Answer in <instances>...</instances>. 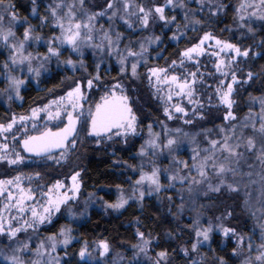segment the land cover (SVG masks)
<instances>
[{"label":"rangeland","instance_id":"374dc122","mask_svg":"<svg viewBox=\"0 0 264 264\" xmlns=\"http://www.w3.org/2000/svg\"><path fill=\"white\" fill-rule=\"evenodd\" d=\"M126 2L131 5L127 10H125L124 7ZM176 2L177 0H175V3ZM204 2L210 4L209 0H204ZM33 3L39 5L36 6L37 9H39V13L32 11L31 6H27L28 2L20 1L18 5L21 4V6L28 8L32 15L23 17L17 10L18 8L16 9L14 7L16 13L15 21L11 20L10 15L4 14V9L0 11V14H4L5 27L7 28L10 26L14 33V36L9 37L7 42L0 40L4 50L7 51L8 60L7 64L3 65L0 70V98H5L8 101L7 106L14 107L18 106L16 104L22 103V91L33 86L32 83H34L37 78H42L43 74L50 77L53 72L52 70L57 72L58 80L65 79L64 85L61 86L63 91L57 95H52L55 92L43 94L44 87L41 85V96L39 98L41 105L37 107L38 109H42L44 106L46 111L50 110V108L52 109L53 106L61 103V97H65V102L68 100L67 93L74 90L77 86L80 87L81 97H87L84 102L85 104H83V109L86 114L94 113L96 105L100 104L103 97L112 99L113 93H115L116 97L126 96L128 98V104L132 109V114L136 117L135 132H129L126 136H117L113 134L114 131L107 137H96L91 135L88 138L83 134V142L81 141L80 143L82 144L80 146L78 145V149L81 150L77 155L76 167L78 168H84L85 162L91 155V151L98 154L106 151V149L104 150V148H106L104 144H106V146H111L109 150L113 153L117 151V149L124 150L125 152L128 151L130 149L129 144L134 146L136 154L130 152V156H126L129 158L127 164L130 165L132 161L137 159L138 163H140L138 167V178L133 183L132 187L135 193H129L119 188H116L117 191H106V194L114 192L115 195L111 203L103 202L104 205L117 203L121 194H123L129 202L130 198L139 196L141 191L144 192V196L157 192L147 181L142 184H137L142 174H151L152 171L157 169L159 170L161 189L178 187L177 189L179 191L180 188L185 187L188 189L187 186L189 187L193 184H199L200 186L205 184L207 187L211 185V188H221L227 181L236 186L238 185L236 182H240L242 177L241 171L248 179V174L250 177L253 175L254 177L251 178L253 181L249 180L250 190L248 192L249 199L247 210L253 217L254 237L258 240L257 244L259 245L254 246V249L251 251L254 256L249 259L246 258L241 260L240 264H264V259H257V257L264 256V159H262V156H264V135L259 131L261 124L264 123V119H262L264 113L261 111V100H264V90H261L262 92L260 94H253L247 98L248 113L238 122L232 123L229 126L223 125V127H221L220 125H215L211 126V128L206 131L204 122L207 121L206 114H209V111L202 114V117L192 115L191 117H187L188 119L182 120L181 117L183 116H177L175 119L176 116L174 115V109L172 107L171 109L173 111L166 113L168 115L167 117L163 116L164 113L160 114V110L151 107L150 109L154 112L153 115L157 114L158 119H153L152 113L148 112L149 114L147 113V116H150L152 119L148 120L146 119V115L142 114L144 112L142 110L143 108H141V100L143 99L142 104L144 102V104L152 105L149 99L153 97L151 87L154 88L156 77L152 76L151 79H149L151 75L150 69L161 68L166 64L168 65L172 53H175V57L178 52L175 49V51L172 50V53L169 54V50L166 49V47L171 46H166L164 44L166 41L164 37H159V41L157 42H151L154 41L156 37H146L145 35L131 36L128 35V33L125 34L122 32L123 27L132 31L146 28L141 23L142 13L139 12L137 6L139 3L135 0H83L82 6L80 0H33ZM109 3L113 5L112 8L108 7ZM181 3L185 5H183V7H181V5L177 6ZM200 3L201 0H180L174 6L180 9L181 13L189 17V20L185 23V27L188 29L191 28V30L195 32L194 36H197L196 38L199 39L198 42L204 36L202 33L200 37L196 35L198 28L203 27L204 24L202 19L196 17V14L199 12L196 11V8ZM5 4L12 3L7 1ZM245 4L253 6L242 8L241 5ZM70 7L75 17L73 22L82 24V36L86 31L83 25L90 24L92 26V40L81 45L79 50H73L67 43L62 44L59 39L62 35V29L59 23L62 22L65 27H67ZM233 9L234 18L236 19L235 22L237 21L235 23L236 27L241 26L245 21H261L262 19L259 17L261 14H264V7L260 6V0H241ZM53 10H55V15H53ZM218 12L220 11H217V13ZM252 13H256V15H252ZM108 14L112 17L109 22H106L105 17H107ZM132 14L135 15L133 19H131ZM240 15H243L245 18L242 22L239 20ZM89 16H94V19L89 21ZM57 17L61 18L60 22L57 21ZM196 20H199L200 23L196 24ZM156 22L158 25V21ZM245 25L247 24L245 23ZM177 27L178 25H175L173 22L171 30H177ZM25 31H28L27 41L24 39ZM240 33L243 32L240 31ZM186 34L188 33L182 30L178 33L174 32L170 41L174 45H179L182 35ZM106 35L111 38V45L104 39ZM173 37L177 38L174 39ZM214 41L215 40H210L211 43ZM21 42L24 43L23 55H30L31 59L30 61L26 60L22 64L13 63L12 57L19 56V53L12 48V45L15 44L18 46ZM96 45H99V47H96ZM141 45L147 49L145 52L135 57L128 55L129 50L140 53ZM49 48L54 49L59 55H52L49 52ZM181 48L182 47H179L178 49ZM228 54L230 55V52ZM256 54L257 53L253 54L254 63L252 65H263V62H256L255 58L259 57ZM125 57L124 65H122L120 61ZM68 60H71L72 63H67ZM213 61L211 58L206 60L204 64L206 65L205 70L208 71V75L207 77L204 76L205 81L198 79V83L196 84H198L200 91H203L204 97L205 93L210 95L211 100L208 101L217 103V93L215 96L214 91L218 86L223 84V82L225 85L231 72L229 71L228 76L222 75V72L228 69L225 67L220 71L214 69L213 65H215V63H213ZM230 61V59L226 60V64ZM133 64H136L135 76L132 75ZM29 65L32 69L39 71L38 76L35 72L29 71ZM233 65L232 63L231 68L238 71V67L236 68ZM170 66L172 67L173 65ZM200 66L201 64L195 67V71H197ZM122 67L124 68L123 71H121ZM189 67L191 70L193 69V65H189ZM172 71V75H183V72L177 69L176 66L172 67ZM215 71L217 73H215ZM210 73H215V76L210 75ZM243 73L244 71L238 72L240 76H243ZM260 73L262 72L260 71ZM52 75L55 76L54 74ZM252 77L254 78L256 75ZM13 78L24 82L19 88V96H17L16 89L11 84ZM190 78L191 76L187 75L185 80H190ZM89 80L92 81L91 87L88 86ZM257 82H259L258 79ZM196 84H194V86ZM51 96H54V98L51 99ZM41 99H43V101ZM200 100L203 101L204 99ZM37 101L34 102L33 105H37ZM53 101H57L58 103H52ZM203 102L204 103H200L201 108L205 105V100ZM33 105L28 107L29 111L33 110ZM220 106L224 108L223 104H220ZM52 110L54 111V109ZM145 111H147V109H145ZM169 116H171V118H169ZM229 116L230 115L226 114L225 118ZM224 121L226 122V119H224ZM55 127L57 128L58 124H56ZM149 127L151 128V133ZM49 128L52 129V126H49ZM200 135L203 136L201 137L203 139L202 141H200ZM109 136L112 138L108 139ZM225 137L229 138V145L232 146L239 155H229L228 152L219 150L220 146L224 143ZM169 139L176 141L170 148L167 146V141ZM249 139L254 143V147L251 149L247 147V141ZM150 140H154L159 147L153 148L149 146L148 141ZM212 141L218 142L215 149L212 147ZM236 145H239V147L237 148ZM142 148L145 154L141 153ZM184 149H186V156L184 158L177 157V151ZM175 150H177L176 153ZM210 154H214L217 164L224 163L234 171L226 172L223 175H217L216 171L211 167V162H209V166L205 169L207 176L206 178H201L193 165L198 164L205 156ZM249 154H251L250 158L248 157ZM193 157H195V160ZM180 161H183L184 164L180 163ZM185 164H187V167H185ZM250 170H252V172H250ZM171 176H176L177 179L170 180L169 177ZM180 177H186V179L181 182L179 179ZM192 178L199 182L194 183ZM242 178L241 181L246 180L244 177ZM85 189L86 188H83V191L79 193L75 206L70 207L68 205L63 207L60 213L47 219L45 223L41 225V228L31 227L26 230H21L17 232L14 237L11 236L10 230L4 229L3 232H0V261L4 264H12V257H16L21 264H63V259L70 260L72 257L71 255L67 256V254H64L63 257H58L56 256V252L58 249L63 247L65 249L68 244L75 242V228L84 221L92 208L97 207V205L101 207V204H97L98 201L96 202L99 194L96 196L91 190ZM192 225V228H196L193 235L195 237V244L197 245L196 249L200 246L208 245L210 239L215 236V234L221 233L220 227L217 225L196 226L197 223H193ZM209 228H211V231L209 232V239L207 241H204L203 237H197V231H204ZM68 229H70L68 233L70 240L69 243L65 245L63 243L64 236H61L60 233L62 230ZM50 237L56 238L55 251L52 250V241L49 239ZM41 244L44 245L43 249L40 248ZM25 245H27V247H25ZM84 249H86L85 256L82 258L78 255L79 263L83 264L90 261L92 262L91 264H118L116 260L119 261V258L114 256V254H100L102 249L99 247V242L91 243L90 246L84 247L81 250ZM145 253L146 249L141 252L142 257L146 259V264H152L154 261L152 259L150 260ZM159 254H156L158 258L160 257ZM163 258L160 257V259Z\"/></svg>","mask_w":264,"mask_h":264},{"label":"trees","instance_id":"16d2710c","mask_svg":"<svg viewBox=\"0 0 264 264\" xmlns=\"http://www.w3.org/2000/svg\"><path fill=\"white\" fill-rule=\"evenodd\" d=\"M7 1L12 3L16 9L18 8L17 10L23 17L31 16L32 13L28 8L21 6V4L18 5L20 1L28 2L27 6L30 5L32 11L33 9L36 13L39 11L36 7L38 4H34L33 0H5V3ZM240 1L209 0L210 4L203 2L196 8V11H199L196 17L202 19L204 23L203 27L198 28L196 35L200 37L201 33L204 35L212 32L211 35L215 39L239 44L252 51H250L246 60L240 62L241 65H233L239 69L235 71L238 81L235 84L237 85L232 84L231 73L225 85L224 82L222 84L224 85L222 87L223 92L227 91L228 84H232L233 92L229 97L232 101L231 108H228L222 99L220 103L217 98V103L208 101L211 100V97L205 93V105L202 110L204 112L209 111V114H206L207 121L204 122L206 131L211 126L220 125L223 127V125L229 126L238 122L248 113L247 98L253 94H260L261 90H264V65H252L254 63V53H259V57L255 58L256 62L264 63V20L245 21L247 25L243 22V27H236L235 23L237 21L235 22L233 8ZM0 11H3V7H0ZM217 11L220 12L217 13ZM249 28L252 29L250 33L247 30ZM240 31L243 33H240ZM194 33L190 28L185 37L189 41L190 47H193L194 43L197 44L199 40L196 38L197 36H194ZM213 45H215V41L211 43L209 40L202 47H207V50L213 48L211 47ZM0 50L1 70V67L6 65L8 60L7 51L4 50L1 43ZM228 59L231 60L229 54L225 60ZM52 71L50 77L43 74L42 78H37L32 83L33 86L22 91V103H15L20 109L30 107L37 100V105L41 104V101H39L41 85L44 87L43 94L55 92L52 95H57L63 91L61 86L64 85L65 79L58 80L57 72ZM239 71H244L243 76L238 74ZM249 72L252 73V76L256 75V77L248 80L247 74ZM257 79L259 82H257ZM216 90L214 91L215 96ZM53 98L54 96H51V99ZM41 100L43 101V99ZM142 100L141 108L144 112L142 114L146 115V119L149 120L150 116L148 117L147 113L155 101L153 97H150L149 100L152 104L150 106L144 104V102L142 104ZM220 104H223L224 108ZM7 105L8 101L5 98H0V110L9 108ZM229 113H231V116L225 118V115H229ZM232 117H235V119ZM224 119H226V122ZM201 137L203 136H199L200 141L203 140ZM130 145V149L126 152L117 149L114 153L110 150L107 151L108 153H94V161L89 165V180L85 183V186H88V190H91L96 196L99 194L96 202L98 201L97 204H101V207L97 205V207L92 208L84 221L75 228V242L68 244L65 249L64 247L58 249L56 256L63 257L64 254L72 256L70 260L63 259V264H82L79 263L78 259L81 249L90 246L91 243H100L101 241H106L109 244V251L104 255L114 254L119 258V261L116 260L118 264H146V259L142 257L140 247H137L142 245L139 233H143L144 239L150 241L146 247L145 255L154 261L152 264H240L241 260L254 256L251 251L254 246L259 244H257L258 240L254 237L253 217L247 210L248 192L250 190L249 180L253 181L251 178L254 176L251 175L250 177L248 174V179L242 171L241 175L246 180L241 181L243 179L241 177L240 182H236L237 187L227 181L219 188V191H213L205 184L201 186L193 184L187 186L188 189L185 187L180 188V191L177 189L178 187L161 189L154 194L143 196L142 200L138 198L139 196H134L121 209L104 205L103 202L111 203L115 195L114 192L106 194V191H117L116 188H119L129 193H135L132 187L138 178L140 163L137 159L132 161L130 165L127 164L129 158L126 155L136 154L134 146L131 147ZM185 150H175V153L177 151L178 154L177 157L184 158L186 156ZM248 157L250 158L251 154ZM193 223H197L196 226L217 225L220 227L221 233L215 234L208 245L193 250L192 245L195 244L193 235L196 229L192 228ZM224 229H230L231 231L225 235ZM162 252L166 253V256L160 259L156 254ZM91 263L89 261L83 264ZM0 264L4 263L0 261Z\"/></svg>","mask_w":264,"mask_h":264},{"label":"flooded vegetation","instance_id":"af4514ba","mask_svg":"<svg viewBox=\"0 0 264 264\" xmlns=\"http://www.w3.org/2000/svg\"><path fill=\"white\" fill-rule=\"evenodd\" d=\"M135 1L139 3L137 6H143L146 10H153L152 15L149 17V23L145 29H136L132 31L123 27L122 32L125 34L128 33V35L131 36L145 35L146 37H164V39L166 40L164 44L166 46H171L166 47V49L169 50V54L172 53V50L175 51V49L178 52L175 57V53H172L169 58L168 65L166 64L161 67L162 69H166L167 72L160 73L159 82L157 81L156 77L154 81V88L151 87L153 99L155 101L152 108L160 110V114L164 113L165 115L163 114V116L167 117L168 115L166 114L164 107L168 108V112L173 111L171 109L172 107L174 109V115L176 116L175 119L177 118V116H183L181 117L182 120L188 119L187 117H191L192 115L202 117L201 115L205 112L200 107V103H204L203 101L205 100V97L203 91H200V88L196 83H198V79L205 81L204 76L207 77L208 75V71L205 70L206 65L204 63H206V60L208 58H211L212 61L214 60L213 63H215V65H213V68L217 69L216 65L220 60H224L226 63L225 58L228 56L229 52H220L219 56L212 55V53L214 52H219V48L216 45H213L211 46L213 48H208L207 50V47H203L204 54L199 56L193 54V58L191 60L182 57V53L186 49L191 48L189 45V41H187V38H185L186 35H182V38L180 37L181 39L179 41V45H174L170 41V38L174 32L178 33L180 32V30L184 31L185 33L189 32V29L185 27V23L189 20L188 16L184 13H181L180 9H178L177 7H174L180 0H177L176 3L175 0H173V4L168 6H166L167 0ZM179 5L185 4L181 3L177 6ZM158 6L165 8L164 15L168 18V22L161 21L158 17V14L155 13L154 8ZM111 17L110 14H108L107 17H105V21L109 22ZM134 17L135 15L132 14L131 19H133ZM172 17H175V19L173 20ZM185 17H187V19H185ZM156 21H158V25ZM173 22L175 25H178L177 30H171ZM195 44L196 43H194L193 45ZM235 45L241 48L242 51L248 49L247 47L240 46L239 44ZM179 47L182 48L178 49ZM230 55L232 58V56H234V53L230 52ZM246 59L247 58L244 57H237L233 64L241 65L242 63L240 62ZM173 61H175V65H173ZM181 61H183V63H181ZM199 64H201L200 68L195 71V67H198ZM170 65L176 66L177 69H180V71L183 72V75H172L171 72H173V66L171 67ZM189 65H193L192 70L190 69ZM224 67V65H221V69ZM189 73H196V85H191V87L194 89V93L191 98L186 95L187 89H185L184 93L178 94V89L176 86L177 83H183ZM215 73L217 72L215 71ZM215 73H210V75L215 76ZM169 76L170 78L171 76L178 77L177 82L173 83ZM166 78L167 82H165ZM191 80L192 77L188 81L191 82ZM260 81L262 82V80ZM236 85L237 84H235V86ZM222 87L223 86L221 84L217 87V89L219 88L220 91L217 92L216 90L217 100H219V103L221 101V94L224 93ZM169 95H171L172 97L171 100L168 99ZM86 98L87 97H82L79 100V106L75 110H73L70 106V102L66 100L65 102L63 101L53 106L52 109H54V111L51 108L50 110L46 111L44 106L42 109H39V111H37L35 116L32 115V112L34 109H38L37 107H39L41 104L33 105V110L30 111L28 110V107L20 109L19 106H12L11 108H6V110H0V125H4L6 128L8 124L12 123L13 118H15L16 120V123L13 124L10 130L0 131V156L5 157V159H0V181H13L12 184L3 185L2 187L4 188V191L2 194H0V223L3 224L4 229L12 231V229L16 228H20L21 230H26L31 227L41 228V225H43L47 219L43 223H33L31 212L29 211L30 207L35 206L39 210L41 205H46L47 195L49 194L53 197L63 193H67L69 196L73 195L72 192L68 191V189L72 184L71 177L77 172L80 174L77 177L80 183V188L79 192L76 194L75 199L69 200L66 204L61 205L60 211L53 212L48 219L52 218L53 215L60 213L63 207H66L68 205L70 207L75 206L79 197V193L83 191V188H86L85 190H88V188L85 186V183L89 180V165L92 161H94L93 156L95 154L91 151V155L85 162L84 168L76 167L77 155L78 152L81 151L78 149V145L80 146L82 144L80 142H83V134L86 138L90 137L91 135L96 136L94 134H91V119L92 115H94L95 112L86 114L83 109V104H85L84 102L86 101ZM200 99L204 100L201 101ZM103 102L104 101L102 100L100 104H102ZM177 106L183 108L186 114L176 112L175 108ZM200 109L202 111H200ZM69 112H71L73 119L76 121L75 132L68 137V139L64 142V146L62 148H54L52 150L51 158H48V156H37L34 153H29L24 149L23 141L29 136H40L48 131L58 132L61 129L67 127ZM149 112L152 113V115L154 114L152 109H150ZM57 113H59V115H57ZM21 116L27 117V119L21 121ZM153 119H158V115H153ZM56 124H58L57 128L55 127ZM49 126H52V129H50ZM114 131L116 130L113 129L111 132L102 133L100 136L107 137ZM113 134H115V132ZM4 145H7L6 149L3 147ZM104 145L106 147L104 148V150L106 149V151L104 152L109 151V148L111 146H106V144ZM18 156L22 158L19 160V162L15 164L9 162L11 160L17 159ZM16 177L20 178V186L24 188L26 192L30 189L31 192L29 194L35 197L34 200H26L23 205H20L25 208L24 212H20L17 206L19 202L20 192L16 187ZM58 181L64 185V187L60 188L59 190L53 188V185ZM49 189H52L51 193H49ZM9 193H11L13 199H9ZM24 221H28V224H24Z\"/></svg>","mask_w":264,"mask_h":264},{"label":"snow or ice","instance_id":"6c2138e0","mask_svg":"<svg viewBox=\"0 0 264 264\" xmlns=\"http://www.w3.org/2000/svg\"><path fill=\"white\" fill-rule=\"evenodd\" d=\"M204 0H201V4H203ZM81 6L83 5V0H80ZM173 4V0H167V5H172ZM253 5H241V7H252ZM260 6L264 7V0H260ZM0 7H3L4 9V14L10 15V18L12 21L16 20V13L14 11V5L12 4H5V0H0ZM74 7V6H72ZM109 8H112L113 5L111 3L108 4ZM125 10H127L128 8L131 7V5L129 3H125L124 5ZM181 7H183V5H181ZM138 10L140 13H142V17H141V23L143 24V26H147L149 23V17L152 15L153 10L152 9H145L143 6H138ZM33 11H35V9H33ZM155 13L158 14V17L161 21H165L168 22V18L164 15V11L165 8L164 7H155L154 8ZM4 14H0V40H3L4 42H7L9 40V37H13L14 33L11 29V27H5L4 25ZM53 15H55V10H53ZM252 15H256V13H252ZM260 19L264 20V14H261ZM60 17H57V21L60 22ZM75 19L74 17V13L71 11V7L69 8V12H68V23H67V27H65L64 23L60 22L59 26L62 29V35L59 38L61 40V43H67L68 45H70L73 50H79V48L81 47V45H84L88 42H90L92 40V26L90 24H84L83 28L86 30L84 35H81V28H82V24L79 22H73ZM89 21L94 19V16H89L88 17ZM172 19L174 20L175 17H172ZM185 19H187V17H185ZM244 16L240 15L239 16V20L242 22L244 20ZM127 23V21H126ZM196 24H199L200 21L196 20L195 21ZM129 26L131 27V25L129 24ZM241 26L243 27V23L241 24ZM248 31H252L251 28L248 29ZM174 39H176L177 37H173ZM24 39L25 41H27L28 39V31H25L24 33ZM38 39V37H37ZM104 39H106L109 43V45H111L112 41L111 38L108 37L107 35L104 37ZM209 40H215V45L219 48V52H214L212 53V55H216L219 56L220 52H231L234 53V56H232L231 61L229 63H225L224 60H220L219 63L216 65V68L218 71L221 70V65H224L225 68H227V71H223L222 75L224 76H228L229 75V71L231 72V81L232 84L237 83V77L235 74V70H233L231 68V64L235 62L237 57H244L247 58L249 56V52L251 51V49H245V50H241V48L237 47L235 44L232 43H228V42H224L221 41L219 39H215V37H213L211 35V33H205L204 36L200 39L199 43L194 45L191 48L186 49L183 53H182V57L188 58L189 60H191L193 58V54H195L196 56L199 55H203L204 54V48L202 47L206 41ZM159 41V37H156L154 41L151 42H157ZM96 47H99V45H96ZM12 48L15 49L18 53L19 56H13L12 60L13 63H18V64H22L24 63L26 60L30 61L31 57L29 56H25L23 55V49H24V43L21 42L18 46L13 44ZM147 49L141 45V52L140 53H136L133 52L131 50H129L128 55L129 56H139L141 55L143 52H145ZM49 52L52 55H59L58 52H56L54 49L49 48ZM259 53H257L258 55ZM125 58L121 59V64L124 65L125 62ZM67 63L71 64L72 61L68 60ZM181 63H183V61H181ZM173 65H175V61H173ZM124 68H121V71H123ZM29 71L30 72H35V74L38 76L39 75V71L32 69L31 66L29 65ZM167 72L166 69H162V68H152L150 69V77L149 79H151L152 76L157 77V81L159 82L160 80V73H165ZM132 75L135 76L136 75V64L132 65ZM189 75L192 77L191 82H189L188 80H185L183 83H177V89H178V94L180 93H184L185 89H187V93L186 95L191 98L193 96L194 93V89L191 87L192 84L196 83V73H189ZM248 80L252 79V73L249 72L247 74ZM171 81L173 83L177 82L178 77L176 76H171ZM165 82H167V78L165 79ZM24 82L22 80H17L15 78H13L11 80V84L12 86L16 89V94L17 96H19V88L20 86L23 84ZM232 84H228L227 85V91L221 94V99L223 100V102L225 104H227L228 108L232 107V101L229 99L231 93L233 92V88H232ZM88 86L91 87L92 86V81L89 80L88 81ZM119 87V86H116ZM220 89H217V92H219ZM67 98L70 102V106L72 107L73 110H75L78 106H79V100L82 98L81 97V93H80V87L77 86L74 90L69 91L67 93ZM103 103L102 104H97L96 105V110H95V114L92 115V119H91V125H92V133L96 136H100L102 133H108L111 132L113 129H115V135L117 136H121L124 135L126 136L129 132L134 133L135 132V120L136 117L134 114H132V109L128 104V98L126 96H120V97H116L115 93H113V98L111 100H109L107 97H103ZM168 99L171 100L172 97L171 95L168 96ZM65 97H61L60 101H64ZM191 102V99H190ZM52 103H58L57 101H53ZM176 112L179 113H185V110L181 107H176L175 108ZM37 111H39V109H34L32 112V115L35 116ZM261 111L262 113H264V100H261ZM165 112L168 113V109L165 108ZM186 114V113H185ZM57 115H59V113H57ZM229 115L231 116V113H229ZM169 118H171V116H169ZM233 119H235V117H232ZM27 119V117L21 116L20 120L23 121ZM262 119H264V116H262ZM16 123L15 118H13L12 123L8 124L7 127L5 128L4 125H0V131H8L12 128L13 124ZM75 125H76V121L73 119L71 112L68 113V126L61 129L58 132H51L48 131L40 136H29L27 139H25L23 141V147L24 149L29 152V153H34L37 156H48V158H51V152L54 148H62L64 146V142L68 139L69 136H71L74 132H75ZM149 131L151 133V128L149 127ZM179 131V130H177ZM260 133L262 135H264V123L261 124L260 129H259ZM112 137L109 136L108 139H111ZM228 137H225L224 143L220 146V151L224 152H228L229 155H239V153L235 152L234 148L232 146L229 145L228 143ZM176 143L175 140L173 139H169L167 141V146L170 148L172 145H174ZM217 141H212V147L213 149L216 148L217 145ZM149 146L156 148L159 147L154 140H150L148 141ZM5 149L7 148V145L3 146ZM236 147L238 148L239 145H236ZM247 147L248 148H253L254 147V143L251 139H249L247 141ZM141 153H144V149H141ZM0 159H5V157L0 156ZM22 159L19 156L17 157V159L15 160H11L9 161L12 164H15L17 162H19V160ZM193 159L195 160V157H193ZM262 159H264V156H262ZM209 162H211V167L216 171L217 175H223L226 172H233L234 170L230 167H228L226 164L221 163V164H217L215 162V158H214V154H210L208 156H205L198 164H194L193 167L196 168V171L198 172V174L200 175L201 178H206L207 173L205 171V169L209 166ZM180 163L184 164L183 161H180ZM185 167H187V164H185ZM80 174L77 172L75 175H73L71 177L72 180V184L71 187L68 189V191L72 192L73 195L69 196L67 193H63V194H58L55 197L51 196L50 194L47 195V203L46 205H41L40 209L38 210L35 206L30 207L29 211L31 212V217L33 220V223H43L46 219H48L51 214L53 212H59L60 211V207L63 204H66L69 200L75 199L76 194L79 192V188H80V184L79 181L77 179V177ZM170 180H176L177 177L176 176H171L169 177ZM181 180V182H183L184 179H186V177H180L179 178ZM16 180V187L18 189V191L20 192V197H19V202H18V208L20 212H24L25 208L20 206L23 205V203L26 200H34L35 197L31 194H29L31 192V190L29 189L27 192L25 191L24 188H22L19 184V177L15 178ZM194 183H198L199 181H196L194 178H192ZM147 181L149 183V185L151 187L154 188L155 191L159 192L161 189V184L159 181V170H154L151 172V174H142L140 177V180L137 181V184H142L143 182ZM13 181H0V194L3 193L4 188L2 187L5 184H12ZM223 183V181H222ZM64 187L63 184H61L59 181L56 182V184L53 185V188L59 190L60 188ZM209 187L211 188V185H209ZM231 187V186H229ZM211 190L213 191H219V187L216 188H212ZM233 190H238V189H233ZM52 192V189H49V193ZM43 195V194H42ZM144 196V192L141 191L139 194V198L142 200ZM9 199H13L11 193H9ZM127 199L123 196V194H121L119 200L117 201V203L115 204H109L107 205V207H111V208H116V209H120L123 208L126 204H127ZM7 207V206H6ZM24 224H28V221H24ZM31 226V225H29ZM4 231V227L3 224L0 223V232ZM21 231L20 228H16V229H12L11 231V236H15L17 232ZM211 231V228L204 230V231H197L196 235L197 237H203L204 241H207L209 239V232ZM224 234L227 235L229 231H231L230 229H224ZM70 232V229L68 230H62L60 235L64 236V240L63 243L65 245H67L69 243L70 237L68 235V233ZM140 239L142 241V245H138L137 247H140L141 251H144L147 247V245L150 243V241L144 239V234L143 233H139ZM52 243H51V247L52 250L55 251L56 248V238L55 237H50L49 238ZM199 243V240H198ZM25 247H27V245H25ZM44 245L41 244L40 248L43 249ZM99 247L102 249V252L100 253L101 255L106 254L109 251V244L106 241H101L99 243ZM197 247L196 244L192 245L193 250H195ZM86 253V249L81 250V252L79 253V255L83 258L85 256ZM161 258L166 256V253H160L159 254ZM257 259H264V256L262 257H257ZM12 264H21V262L16 258V257H12Z\"/></svg>","mask_w":264,"mask_h":264}]
</instances>
